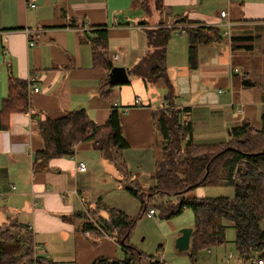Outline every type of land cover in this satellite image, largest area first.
<instances>
[{
	"label": "crops",
	"instance_id": "0c3cea01",
	"mask_svg": "<svg viewBox=\"0 0 264 264\" xmlns=\"http://www.w3.org/2000/svg\"><path fill=\"white\" fill-rule=\"evenodd\" d=\"M162 3L161 22L175 26L166 52L167 71L176 89L174 103L178 93L188 92L185 103L176 106L190 107L191 112L202 110V117L190 119L193 141L218 136L221 125L226 139L232 125L248 121L259 128L264 115V84L256 81L257 85L251 86L243 79L235 84L233 76L240 68L231 48L237 41L240 45L234 44L235 49H243L246 55H264V0H227V9L216 8L214 14L210 11L213 0ZM220 11H226L225 17ZM182 18L183 22L175 23ZM159 22L156 13L147 16L132 0H0V106L9 75L26 81L33 76L38 88L28 93V110L12 113L7 128H0V223L13 217L19 220L34 233V246L42 250L36 255L52 264H90L98 256L116 257L118 247L124 253L115 236L92 233L93 238L82 232V223L70 219L76 209L66 194L71 192L83 205L85 197L101 199L102 192L96 193L102 191L96 185L101 171L114 177L119 190L133 180L143 188L150 187L164 141L152 113L166 101L162 93H150V85L139 77H129L130 86H112L110 99L100 96L99 82L108 77V71L93 65L87 36L105 28L109 58L117 55L112 63L131 69L145 54L147 27ZM188 23L217 26L223 36L207 46L199 45L194 71L187 65L188 38L176 28ZM249 69L251 72L255 68ZM191 74L206 78L210 86L198 80L196 89L191 90ZM250 81L255 84V80ZM206 90L216 93L202 97ZM137 97L140 103L134 104ZM115 107L128 144L122 151L120 169L114 171L111 166L96 163L97 150L83 141L74 146L75 159L54 158L49 165L55 170L32 172L34 152L42 147V139L32 126L36 120L83 109L93 123L100 125ZM77 161H84L87 169L77 170ZM148 172L150 180L144 177ZM62 215L68 216V221Z\"/></svg>",
	"mask_w": 264,
	"mask_h": 264
},
{
	"label": "trees",
	"instance_id": "16d2710c",
	"mask_svg": "<svg viewBox=\"0 0 264 264\" xmlns=\"http://www.w3.org/2000/svg\"><path fill=\"white\" fill-rule=\"evenodd\" d=\"M133 5L152 16L163 7L162 0H132ZM185 18L175 20L183 22ZM146 25V21L140 22ZM188 23L187 65L194 71L198 64L200 44L221 40L217 26ZM175 26L157 23L146 29V50L131 69L129 77L141 78L145 85L161 84L164 88L162 105L153 110V122L163 136L161 156L156 160L153 184L146 190L136 180L128 182L124 189L141 204L138 217L128 216L122 209L107 205L98 197L93 205L76 210L75 216L83 218L82 232L94 235H113L124 250L123 258L98 256L90 264H159L153 256H146L129 243L137 219L148 207H155L160 218L168 219L180 214L184 208L193 213L194 225L190 246L186 252L194 262L197 253L225 243L226 224L233 222L234 247L241 264H248L254 257H264V115L262 124L255 128L244 121L228 129V138L213 143L193 141V126L184 117L190 107L178 108L174 103L176 89L167 71V44L174 34ZM92 48L93 65L109 70L114 66L107 53V30L98 28L94 35L87 36ZM237 46L232 45L231 49ZM242 81L253 86L245 76ZM128 83V82H127ZM25 79L8 77L6 93L1 99L0 128H7L12 113L27 111L30 105ZM113 85L108 77L99 82V94L110 99ZM33 129L42 139V147L34 152L33 173L55 170L49 161L70 156L74 146L89 141L95 150L102 152L112 162L122 163V151L128 147L121 132L120 112L112 108L107 120L100 125L93 123L85 110L66 111L57 117L36 120ZM235 172L237 181L231 180ZM232 184V197H193L185 193L200 186ZM175 197L177 201H171ZM101 211L105 215H101ZM63 218H67L62 215ZM87 220V221H86ZM33 234L16 218L0 223V264H19L27 259L31 264H52L41 256L34 255ZM17 251V252H16Z\"/></svg>",
	"mask_w": 264,
	"mask_h": 264
},
{
	"label": "rangeland",
	"instance_id": "374dc122",
	"mask_svg": "<svg viewBox=\"0 0 264 264\" xmlns=\"http://www.w3.org/2000/svg\"><path fill=\"white\" fill-rule=\"evenodd\" d=\"M210 11L212 14L215 13V9L219 11L220 9H227V0H213ZM234 1V0H233ZM243 1H252V0H243ZM216 4V6H215ZM214 6V7H213ZM163 7L159 12H155L159 16L160 22L162 21ZM150 19V18H149ZM260 19V18H257ZM259 21V20H257ZM154 23V22H153ZM157 24V23H156ZM155 25V24H154ZM184 37V36H183ZM210 43H205L203 45L207 46ZM233 44L240 45L239 42L233 41ZM215 45V43H214ZM234 58L237 59V65L240 68L239 72L234 73L235 84H241L242 77L244 75L247 79L255 80L254 86H256V81L260 84H264V55L260 57H252L250 55H246L243 49H233L232 50ZM249 68H255L250 72ZM238 70V69H237ZM132 84V80H129L128 83L123 84H116L113 86L118 87H126ZM150 87L148 91L152 94L155 92H159L164 94V88L159 83L155 85L149 84ZM254 94H257L256 87ZM179 92V91H178ZM179 98L176 99V104H183L186 101V97L189 96L188 92H180L178 93ZM164 98V96H163ZM187 103V102H186ZM175 104V105H176ZM158 105V104H157ZM166 106V105H165ZM194 113V115H192ZM202 110L201 109H193L189 111H184V117L188 119L194 118L196 115L200 118ZM215 116L217 114H214ZM222 115V114H221ZM207 126V123L204 127ZM156 130L158 131L157 126H155ZM159 132V131H158ZM200 134V133H199ZM198 134V135H199ZM228 134V130H227ZM203 140H194L196 143H211L216 141L225 140V133L223 131V127L219 130L218 136L214 138H201ZM163 145V142H162ZM100 152V151H99ZM98 150L96 154L98 156V160L96 163L106 164L107 166H111L112 170H117L118 163L112 162L106 155H103L101 152L99 153ZM156 164V163H155ZM153 166V164H152ZM155 169V166H154ZM146 170V168H145ZM149 171V170H148ZM152 172V171H151ZM153 173V172H152ZM99 178L96 182L97 189H102V191L96 192L97 194L101 193V199L109 206H116L119 209H122L128 214V216L136 218L140 214L141 204L137 198L132 196L128 191L123 189H116L114 177H110L105 172L101 171L99 173ZM153 175V174H152ZM151 175V179H152ZM149 178V172L144 176ZM147 188H144L146 190ZM197 194H201V196L207 197H216V196H229L232 197L234 193V187L232 184H225V183H218L216 185H208V186H200L193 189ZM66 195H69L70 202L74 205L75 209L82 210L86 209L89 206L93 205L97 196L92 197H85L86 203L83 205L81 201L75 197L71 192H67ZM100 195V194H99ZM74 198V199H73ZM171 201H177L175 197H171ZM154 207V206H153ZM149 208V207H148ZM155 208V207H154ZM156 214L148 218L142 213L137 221L136 225L131 233V237L129 243L135 246L138 250L143 252L146 256H153L155 260H161L163 264H241L240 260L237 258L235 247H234V228L233 222L230 220H224L226 224V231H225V243L221 245H217L215 247H211V254L208 253L206 250H201L197 253L195 262L189 257L186 252H178L175 248V239L179 235L180 229L185 227H193L194 225V218L193 213L190 208H184L180 214L172 216L168 219L160 218L159 211L155 208ZM30 211H28L29 213ZM101 215H105L104 211H101ZM69 217L67 216L66 220L68 221ZM74 221L79 223L85 222L83 218L75 216L74 214L71 215V218ZM87 221V220H86ZM79 227V226H78ZM42 251L41 249H36L34 246V255L36 256L37 252ZM17 252V251H16ZM228 254H231L228 257ZM124 256L123 251L118 247L117 248V258H123ZM19 264H31V262L27 259L21 260ZM60 264V262L58 263Z\"/></svg>",
	"mask_w": 264,
	"mask_h": 264
},
{
	"label": "water",
	"instance_id": "95a60500",
	"mask_svg": "<svg viewBox=\"0 0 264 264\" xmlns=\"http://www.w3.org/2000/svg\"><path fill=\"white\" fill-rule=\"evenodd\" d=\"M186 69V67L184 68ZM190 78L192 80L191 82V90H195L197 86V81L199 80L201 83H204L206 86H210V83L207 81L206 78H199L198 75L191 74ZM108 81L111 85L116 84H123L129 82V74L126 68L122 65H114L108 72ZM195 81V82H194ZM216 93L215 91L206 90L205 93L202 95L210 94V93ZM186 198H193V197H204L201 196V194H197L194 190H188L185 193ZM193 229L191 227H185L180 229L179 235L175 239V248L178 252H184L188 250L190 246V238L192 234Z\"/></svg>",
	"mask_w": 264,
	"mask_h": 264
},
{
	"label": "built area",
	"instance_id": "2783aa9c",
	"mask_svg": "<svg viewBox=\"0 0 264 264\" xmlns=\"http://www.w3.org/2000/svg\"><path fill=\"white\" fill-rule=\"evenodd\" d=\"M219 14L221 17H225L226 11H220ZM176 28H177L178 32H184L186 26L182 25V26H178ZM227 34H228V31L225 32V35H227ZM30 44H32V43L30 42ZM110 60H111V62H115V60H117V55L116 54L113 55ZM232 71H237V68H233ZM27 85H28L27 86L28 93L31 90H33V91L38 90V88L34 84V77L33 76L27 80ZM139 103H140V98L139 97L135 98L134 104H139ZM70 156H71V158L75 159L74 152ZM76 169L79 171H85L87 169L86 163L84 161H77ZM231 180L237 181L235 172L232 174ZM12 188H14V187L12 186ZM155 214H156V211H155L154 207H149L144 211V215L148 218L153 217ZM85 234L92 236L94 238L93 234L89 231L85 232ZM101 235H107V234L103 233ZM98 236H100V235H98ZM95 237L98 238L97 236H95ZM230 256H231V254H228V257H230ZM159 264H163V263H161V261H160ZM248 264H264V257H258V258L254 257L250 260V262Z\"/></svg>",
	"mask_w": 264,
	"mask_h": 264
}]
</instances>
